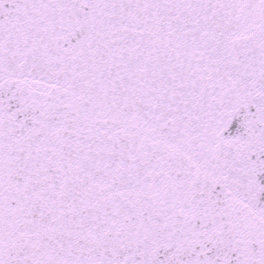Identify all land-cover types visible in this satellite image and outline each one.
I'll return each mask as SVG.
<instances>
[{
    "label": "snow or ice",
    "instance_id": "6c2138e0",
    "mask_svg": "<svg viewBox=\"0 0 264 264\" xmlns=\"http://www.w3.org/2000/svg\"><path fill=\"white\" fill-rule=\"evenodd\" d=\"M0 264H264V0H0Z\"/></svg>",
    "mask_w": 264,
    "mask_h": 264
}]
</instances>
